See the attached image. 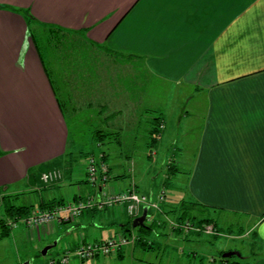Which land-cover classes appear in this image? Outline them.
I'll list each match as a JSON object with an SVG mask.
<instances>
[{"label":"crops","instance_id":"1","mask_svg":"<svg viewBox=\"0 0 264 264\" xmlns=\"http://www.w3.org/2000/svg\"><path fill=\"white\" fill-rule=\"evenodd\" d=\"M39 30L41 35L35 37L32 31ZM42 36L53 43L50 50L42 48ZM69 44L82 47V52L61 49ZM89 50L97 57L102 53L104 62L110 64L109 80L107 70L101 71L102 84L92 80L98 74L96 65L83 62V55L90 58ZM112 69L127 74L130 89L133 83L139 85L136 80L142 73L141 79L189 88L203 96L194 101L195 113L182 119L188 130L198 131L192 157L180 162L192 171L183 198L180 203H165L163 209L169 214L185 203L197 205L190 207L200 212L203 206L213 208L206 219L215 222L220 232L225 225L227 229L238 225L230 220L241 216L239 228L256 240L251 264H264V0H0V198L14 202L2 220L0 237L18 235L31 245H61L58 258L67 248L75 250L82 243L104 241L133 228L130 222L136 218L120 206L89 209L74 221L34 230L6 226L18 216L15 210L9 212L13 207H31L32 212L51 203H78L94 194L87 181L79 179L80 173L75 182L68 174L71 168L78 170L73 165L77 162L72 155L70 122H89L94 112V122L102 123L97 132L121 136L118 127L110 130L108 124L117 125L118 113L123 112L118 104L122 97L117 98L128 87L116 82ZM141 84L145 87V82ZM125 95L127 105L136 109L138 96ZM107 96L117 99L111 114L107 113ZM133 116L130 128L138 130L139 117ZM103 153L113 176L109 191L135 186L140 193L134 169L129 168L127 177L115 173L108 154ZM63 165L67 170L61 169ZM56 169L63 172L62 179L43 183L42 175ZM68 176L71 185L76 183V192L64 188ZM140 194L156 196L154 191ZM177 232L171 241L201 238ZM162 235L169 238L165 232ZM186 246L194 256L192 264L197 260L198 264H217L216 259L208 260L213 249L215 255L221 251L225 257L237 252L215 245L199 252L191 243ZM139 249L145 250L129 245L87 262L97 264L104 258L103 264L111 260L118 264L116 258L129 252L134 255ZM223 257V264H230ZM75 259L72 256L68 264Z\"/></svg>","mask_w":264,"mask_h":264},{"label":"rangeland","instance_id":"2","mask_svg":"<svg viewBox=\"0 0 264 264\" xmlns=\"http://www.w3.org/2000/svg\"><path fill=\"white\" fill-rule=\"evenodd\" d=\"M32 34L35 35V37L41 35L40 30L36 32L32 31ZM41 39V42L44 44L42 48L50 50L52 42L47 40L46 36H42ZM70 44L68 47L64 45L61 49H68L71 47L70 49L76 54L82 52V47ZM89 52L90 58L88 59L87 56L83 55V62L85 65H96L95 69H97L96 72L98 71V74H96L98 79L94 77L96 75H93L92 80L93 82L98 81V84H102L101 71L102 69H106L109 73L111 69L109 68L110 64L104 62L102 53L97 57V53L94 51L89 50ZM117 64L126 72L123 64L119 61ZM112 72L113 74L115 73L114 69H112ZM125 72L116 71L114 74L117 79V81H115L118 84L121 82L123 87H128L126 88L127 90H123L124 94L117 98L120 99V97H122L121 100L118 101V104H121L120 109L123 110V112L118 113V119L115 121L117 125H115L113 121L108 124L110 130H115L114 128L116 127L120 130L122 129L118 131L121 133V136L115 137L116 135L113 134V136L104 137L102 140V137H99L102 133L97 132L101 130L102 123L94 122L97 117L94 112H92V116L89 117L91 118L89 122L84 120L70 122V127L72 129L70 143L72 144V152H74L72 155L77 162L73 163V165L78 167V170H73V168H71L72 170H68V174H71L73 182L78 180L76 175L79 173L81 175L79 179L86 180L87 176H84V174L86 175L89 160L94 159L96 164L106 163L109 172V186L113 176L111 175L110 167L106 161L107 156L103 153L106 152L108 154L109 164L115 167H113L115 173L121 175L125 174L124 177H127V175H130L129 168L134 169L133 175L136 177L140 193L151 194V192L154 191L156 195L154 198L147 196L152 199L151 203L156 205L150 207L148 219H146L145 222L146 227H142L146 229L149 227L150 229H148L145 234L140 232V228L128 229V231L123 233V235L130 233L133 235V244L130 245H140L145 248V250L139 249L134 255L129 252L124 258L120 260L116 258L115 260H117L118 264H192L195 262L194 256L189 247L186 246L191 243L194 247L200 248L198 249L199 252L204 250L208 251V248H212L214 245L226 251H237L231 252V255L225 257V254L221 256V251L215 255L216 253L213 249L211 251L213 253L212 256L208 255V260L211 262L216 259L217 264H223L224 260L222 257L224 256L223 258L229 260L230 264H251L253 259L252 253L253 251L256 252L252 250L255 247L256 240L253 235L244 236L243 233L245 231L239 228L242 220L241 216H233L230 220L237 222L238 225L232 224L233 227L231 229H227V225H225L221 227L222 232H220L215 222L206 219V214L213 208L203 206L202 212H200L195 209V207H190L191 204H188L187 210L184 211L177 208L170 212V215L165 213L163 209L165 203L171 202L172 200L180 203V200L183 198L186 182H188L187 176H189L192 171L186 170L185 166L180 162H182L183 158L192 157L195 149V137H197L198 131L196 130L197 128H192L191 131L188 130V124L182 121V119L187 114L190 116L195 113L197 107H194V101L203 96L198 95L194 90L189 88L174 85L165 86L150 78L145 80L144 78L141 79L143 77L142 73H140L141 71H139V78L136 80L139 85L133 83L130 89L129 84L125 82L126 78L124 75H127ZM110 76L111 72L109 75H106L108 80ZM108 80H104V86L106 88L108 84L105 82ZM142 81L145 82V87L141 84ZM118 84L117 86H119ZM99 88H101V86ZM114 92L111 91V94ZM126 92L131 93L135 99H140H138V103L140 104L136 106V109L133 106L127 105ZM102 93H104V90H102ZM99 94H101V90ZM107 99H110V109L107 113L111 114L115 112L114 109L117 104V99H112L110 96H107ZM100 101H102V96ZM91 109L95 108L92 107ZM198 111H201V108L198 109ZM133 113L135 117H139L138 130L130 128V122L132 121L129 120V117H132ZM156 126L159 129L158 133L154 132ZM191 126H193V124ZM103 134L105 135V133ZM155 139L157 140L156 142ZM131 160L132 162L130 163ZM80 166L82 170H80ZM170 167L175 168V170L170 171ZM61 169L64 171L65 169L67 170L65 165H63ZM56 171H59L61 177H63V172L61 170L56 169ZM172 172L174 175L171 174ZM125 179L127 180V178ZM67 183L68 184L64 186V188H66V190L70 188L73 192H76L77 185L76 183L71 185L69 176ZM162 196L163 198H161ZM21 202H24V200ZM13 203L14 202L9 198L5 200L0 198V231L2 220L7 218L6 210ZM142 209L143 207L140 208L138 213L131 216V218L135 219L140 217L142 215L141 213H143ZM175 213H180L181 216L176 217L177 215H174ZM208 229H211L212 233H205ZM177 231H180L185 237L192 233H196L197 235L200 234L201 238L199 241H182L181 239L177 242L171 241L178 236ZM164 232L169 238L162 235ZM206 235L214 236L212 237L214 240H211L212 238ZM14 237L15 236L0 237V264H50V259L56 258L57 252L61 249V245H59V247L52 248L47 255H43V250L49 245H36L34 243L31 245L30 242L22 238L20 239L18 235L16 238ZM218 237L221 238L216 240L215 238ZM34 249H37V252L34 253ZM103 259L100 260L102 264ZM111 259L114 258H106L105 260L110 261ZM111 261L112 263L110 264H114V261ZM197 261L198 264L199 260ZM71 263L91 264L90 262L81 263L79 258L75 259V261L71 260Z\"/></svg>","mask_w":264,"mask_h":264},{"label":"built area","instance_id":"3","mask_svg":"<svg viewBox=\"0 0 264 264\" xmlns=\"http://www.w3.org/2000/svg\"><path fill=\"white\" fill-rule=\"evenodd\" d=\"M86 176L87 183L94 190V194L87 197L86 200L78 203L63 202L50 209L37 208L29 215H18L9 219L6 222V226L14 229L24 225L27 229L34 230L55 222L74 221L89 209L104 210L110 207L120 206L130 216H134L141 207L147 206L150 209L151 206H156L154 203H151V198L138 193L135 186L122 192H110L108 187L109 172L105 162L96 164L94 159H90ZM61 178L60 172L56 170L46 172L42 175V181L45 184H52ZM205 233H212V230L208 229ZM133 240V235L130 233L111 236L104 241H88L79 245L75 250L65 249L58 258L52 259L50 264H68L72 256H76L85 262L92 261L98 257L110 256L119 252L123 247L133 244Z\"/></svg>","mask_w":264,"mask_h":264},{"label":"trees","instance_id":"4","mask_svg":"<svg viewBox=\"0 0 264 264\" xmlns=\"http://www.w3.org/2000/svg\"><path fill=\"white\" fill-rule=\"evenodd\" d=\"M14 10V9H13ZM15 11H20L21 12V10H15ZM26 15L27 16H30L29 14H28V12H26ZM159 126V125H158ZM154 132H156V133H158L159 132V129H158V127L156 126V128H154ZM109 135H107V134H103L102 135V140L104 139V137H108ZM158 137H159V134H158ZM157 140L155 139V142H156ZM170 171H172V170H175V168H173V167H170V169H169ZM172 175H174L173 174V172L171 173ZM61 203H63V202H58V203H51V204H46L45 206H44V208H46V209H50V208H53L55 205H57V204H61ZM187 203H185L182 207H181V210H187ZM192 206H197V205H194V204H191ZM31 207H20V208H17V209H15L14 207L13 208H11L10 210H9V212L10 211H14V213L13 214H18V215H21V214H26V213H28V212H31ZM15 214V215H16ZM14 216V215H13ZM130 224H131V227L133 226V221H131L130 222ZM146 227V226H145ZM148 229H150L149 227L146 229V228H140L139 230H140V232H142V233H146L147 232V230ZM225 262H227V260L225 259ZM226 264H228V263H226ZM234 264H237V263H234Z\"/></svg>","mask_w":264,"mask_h":264},{"label":"water","instance_id":"5","mask_svg":"<svg viewBox=\"0 0 264 264\" xmlns=\"http://www.w3.org/2000/svg\"><path fill=\"white\" fill-rule=\"evenodd\" d=\"M148 211H149V207H144L143 209V213L140 217L136 218L134 221H133V228H142V227H145V221L148 217ZM53 246H56V243L53 244ZM52 248V246H48L46 247L44 250H43V255H46L47 252Z\"/></svg>","mask_w":264,"mask_h":264}]
</instances>
